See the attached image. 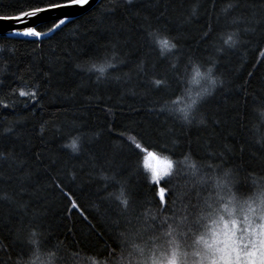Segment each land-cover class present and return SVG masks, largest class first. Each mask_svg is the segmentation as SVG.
<instances>
[{
  "label": "trees",
  "instance_id": "obj_1",
  "mask_svg": "<svg viewBox=\"0 0 264 264\" xmlns=\"http://www.w3.org/2000/svg\"><path fill=\"white\" fill-rule=\"evenodd\" d=\"M25 4L0 0V15ZM112 53L103 78L77 67ZM197 62L222 83L184 123L180 90ZM0 81V264H20L33 232L42 248L106 255L140 212L178 215L189 178L149 183L145 149L231 168L241 191L264 177V0H100L45 38L0 36Z\"/></svg>",
  "mask_w": 264,
  "mask_h": 264
},
{
  "label": "clouds",
  "instance_id": "obj_2",
  "mask_svg": "<svg viewBox=\"0 0 264 264\" xmlns=\"http://www.w3.org/2000/svg\"><path fill=\"white\" fill-rule=\"evenodd\" d=\"M233 39L237 40L236 35ZM115 58L112 53L102 61H87L78 67L103 78L114 67ZM194 65L201 75L194 77L190 65L180 94L196 99L198 104L222 81L214 66ZM197 104L187 117L177 113L178 118L191 123ZM66 147L78 152L79 138H72ZM159 156L165 161L159 166L161 172L167 168L168 176L179 171L189 178L191 195L178 215L161 214L158 208L140 212L135 225L118 232V247L106 255L61 251L55 246L42 248L31 239L32 248L20 264H264V177L253 174L249 189L241 191L231 168L195 160L190 154L179 159L163 152ZM146 179L154 182L151 173ZM113 198L125 209L131 199L119 186Z\"/></svg>",
  "mask_w": 264,
  "mask_h": 264
},
{
  "label": "snow or ice",
  "instance_id": "obj_3",
  "mask_svg": "<svg viewBox=\"0 0 264 264\" xmlns=\"http://www.w3.org/2000/svg\"><path fill=\"white\" fill-rule=\"evenodd\" d=\"M89 0H64V2H56V0H48L46 6H40L45 3V0H26V4L24 6H21L19 8L13 9L12 14H3L0 15V22H10L7 24V29L12 32L14 36H23L28 38H40L43 36H47L49 33H52L53 31L59 30L62 26L66 24V22L69 21V16L67 10L70 9L73 5H87ZM129 3H131V0H128ZM231 7V5H229ZM57 11V16L62 17L57 19L56 17H51L47 15L48 13L52 11ZM44 14V15H42ZM53 20L55 22L52 23L51 27L48 30V33H42L37 28V23L46 22L47 20ZM5 31V26L3 23H0V34H3ZM237 35L236 33H231L228 35L227 39L225 40V44H228L230 46H235L238 41L233 39V36ZM162 47L164 49H173L176 48V43H169L167 40L160 42ZM79 65H77L78 67ZM100 71L103 72V66H100ZM192 72L194 74V77L200 76L201 73L199 71V68H197L195 65L192 67ZM162 83L161 80L157 79L155 80L156 85H160ZM0 84H2V81H0ZM19 95L21 97H26L31 95L33 99L36 98V92L27 93L24 91H20ZM172 103H175L173 101ZM197 104L196 99H189L188 103L184 105V107L178 109V112L184 113V116L187 117L188 113L191 111L193 105ZM128 140L132 141L136 149L141 148L140 143H136L135 137L132 135L128 136ZM73 148H75V144H73ZM147 155L144 157V167L151 170V174L153 176V181L156 183H159L161 181V176H168V169L165 168L163 172L160 171V164L165 162L163 161V158L159 156L154 151H148ZM170 165V162H167ZM105 179H108V177H105ZM164 193L165 188L160 187L159 188V195L161 198V201L164 200ZM73 207H75V204H73ZM37 235L36 232L32 233V243H35L36 240L34 237ZM23 258V257H22ZM21 258V259H22Z\"/></svg>",
  "mask_w": 264,
  "mask_h": 264
},
{
  "label": "water",
  "instance_id": "obj_4",
  "mask_svg": "<svg viewBox=\"0 0 264 264\" xmlns=\"http://www.w3.org/2000/svg\"><path fill=\"white\" fill-rule=\"evenodd\" d=\"M99 1L100 0H89V2H88L87 5H83V6L73 5L70 9L67 10L68 16H69V21L68 22L72 21L73 19L81 16L82 14H84L85 12H87L88 10H90ZM42 15H44V14H42ZM47 15H49L51 17H56L57 19L62 18V17L57 16V11H55V10L52 11V12H50V13H48ZM49 21H53V20L49 19L46 22H49ZM68 22H66V24ZM0 23H3L4 26H5V31L3 32V34H0V36H3V37H12V38L30 39L28 37H23V36H14L12 34V32L7 29V24H9L10 22H0ZM42 23H44V22H42ZM39 24H41V23H37V26ZM56 31H53L52 33H49L47 36L53 34ZM42 33H48V30L45 31V32H42ZM47 36H43V37H40V38H37V39H42V38H45Z\"/></svg>",
  "mask_w": 264,
  "mask_h": 264
},
{
  "label": "rangeland",
  "instance_id": "obj_5",
  "mask_svg": "<svg viewBox=\"0 0 264 264\" xmlns=\"http://www.w3.org/2000/svg\"><path fill=\"white\" fill-rule=\"evenodd\" d=\"M197 90H198V89H197ZM189 99H190V97L184 96V98H182L181 101L183 100V103L186 104V103H188ZM187 100H188V101H187ZM149 170H150V169H148V171H149ZM150 171H151V170H150Z\"/></svg>",
  "mask_w": 264,
  "mask_h": 264
},
{
  "label": "bare ground",
  "instance_id": "obj_6",
  "mask_svg": "<svg viewBox=\"0 0 264 264\" xmlns=\"http://www.w3.org/2000/svg\"><path fill=\"white\" fill-rule=\"evenodd\" d=\"M49 22H55V21H49ZM44 23H46V22H44ZM42 24V23H41ZM49 30V29H48ZM47 31V30H46ZM43 32H45V31H43Z\"/></svg>",
  "mask_w": 264,
  "mask_h": 264
}]
</instances>
